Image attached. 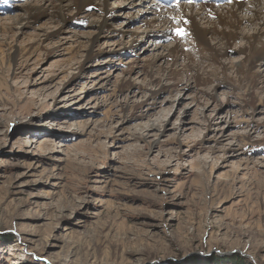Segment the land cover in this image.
I'll list each match as a JSON object with an SVG mask.
<instances>
[{"label": "rangeland", "instance_id": "1", "mask_svg": "<svg viewBox=\"0 0 264 264\" xmlns=\"http://www.w3.org/2000/svg\"><path fill=\"white\" fill-rule=\"evenodd\" d=\"M22 3L3 2L1 22ZM107 7L92 59L93 18L0 29V264H264V63L254 104L227 80L212 98L189 74L150 97V66L172 64L159 52L187 41L130 50L131 36L163 30L124 0Z\"/></svg>", "mask_w": 264, "mask_h": 264}, {"label": "bare ground", "instance_id": "2", "mask_svg": "<svg viewBox=\"0 0 264 264\" xmlns=\"http://www.w3.org/2000/svg\"><path fill=\"white\" fill-rule=\"evenodd\" d=\"M19 1L23 2L20 5L22 12L8 18L11 24H3L1 21L4 20L0 18V29L5 34L12 31L15 25H27L43 15H49L57 23L60 31L71 23L82 21V24H86V19L93 18L89 26L94 27V30L86 35L89 37L84 46L86 59L95 56L93 48L99 35L110 27L111 10L107 7L110 0H40L37 3ZM124 1L131 10L138 11V15L144 10L147 11L146 17H142L144 18L142 23L152 15L153 25L163 30L155 32L146 29L136 36H131L130 50L137 49L148 37L152 40H161L176 36V39L183 37L187 41L186 45H180L177 41L173 48L159 52L158 59H170L172 64L152 63L148 70L149 85L161 87L159 92L150 91V97H156L160 92L176 86L183 74H189L190 78H186L187 83L194 82L201 87L200 92L207 93L212 98L216 90L209 88L212 81L227 80L243 90L249 102L255 103L256 90L263 80L260 74L255 73L254 68L259 62L264 63V0H249L242 2L244 4L225 5L220 8L213 4H204L199 7L182 5L173 9L160 7L152 0ZM7 11L0 7V14L3 15ZM81 18L83 19L80 20ZM53 35L55 32L38 35L32 47L41 46ZM237 41L244 44L240 50L244 61L229 67L226 64L227 56L231 45ZM26 52L27 50L17 48L9 54L8 59L15 62ZM156 68L161 70V73H158ZM229 72L232 73V77L229 76ZM130 88L131 85H123L121 91ZM154 129L153 125L148 128L150 131Z\"/></svg>", "mask_w": 264, "mask_h": 264}, {"label": "snow or ice", "instance_id": "3", "mask_svg": "<svg viewBox=\"0 0 264 264\" xmlns=\"http://www.w3.org/2000/svg\"><path fill=\"white\" fill-rule=\"evenodd\" d=\"M179 34V33H178Z\"/></svg>", "mask_w": 264, "mask_h": 264}]
</instances>
